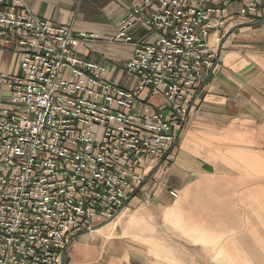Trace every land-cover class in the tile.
<instances>
[{
  "label": "built area",
  "instance_id": "2783aa9c",
  "mask_svg": "<svg viewBox=\"0 0 264 264\" xmlns=\"http://www.w3.org/2000/svg\"><path fill=\"white\" fill-rule=\"evenodd\" d=\"M126 1L110 40L133 48L132 89L76 51L99 33L0 0V47L20 54L18 71L0 74V264H65L77 233L113 220L143 183L142 161L174 153L219 61L225 5ZM236 1L240 15L264 19V0Z\"/></svg>",
  "mask_w": 264,
  "mask_h": 264
},
{
  "label": "crops",
  "instance_id": "0c3cea01",
  "mask_svg": "<svg viewBox=\"0 0 264 264\" xmlns=\"http://www.w3.org/2000/svg\"><path fill=\"white\" fill-rule=\"evenodd\" d=\"M23 3L54 24L99 33L76 51L134 87L123 70L132 46L110 40L126 0ZM213 4L227 9L220 58L203 78L174 153L159 164L142 161L140 188L113 220L74 236L65 264H211L210 247H219L220 264H264V19L240 15L236 0L206 3ZM19 65L13 46L0 47V74Z\"/></svg>",
  "mask_w": 264,
  "mask_h": 264
},
{
  "label": "rangeland",
  "instance_id": "374dc122",
  "mask_svg": "<svg viewBox=\"0 0 264 264\" xmlns=\"http://www.w3.org/2000/svg\"><path fill=\"white\" fill-rule=\"evenodd\" d=\"M79 5L80 4H78V6ZM151 100L153 102H156L157 101V99L155 97L151 98ZM172 192H175V191H172ZM176 196H177V193H176ZM176 196H174V197H176ZM210 249H211L210 250L211 260H213V261H211V264H220V262H219V256H220V249H219V247H210ZM196 250H197V252H201V248L200 249H196ZM170 252H171V250H170ZM202 257H203L202 255L196 256V258H202ZM187 258H188V255H185V259H187ZM181 260H184V257L181 256ZM174 264H190V263H188V262H180V263H174ZM206 264H208V263H206Z\"/></svg>",
  "mask_w": 264,
  "mask_h": 264
}]
</instances>
